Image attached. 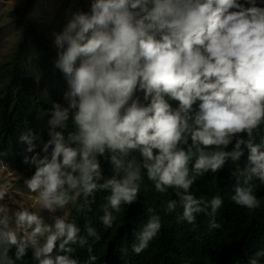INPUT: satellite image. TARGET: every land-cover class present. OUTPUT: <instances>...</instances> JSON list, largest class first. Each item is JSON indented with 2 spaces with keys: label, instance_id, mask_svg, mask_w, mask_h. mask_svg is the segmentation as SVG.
Wrapping results in <instances>:
<instances>
[{
  "label": "clouds",
  "instance_id": "1",
  "mask_svg": "<svg viewBox=\"0 0 264 264\" xmlns=\"http://www.w3.org/2000/svg\"><path fill=\"white\" fill-rule=\"evenodd\" d=\"M53 36L63 103L47 111V140L32 129L19 138L32 154L23 163L35 168L25 186L52 222L22 207L11 221L0 209V264L29 252L35 264H80L77 244L95 262L81 229L56 213L81 196L91 210L95 194L106 191L100 219L111 228L114 213L137 201L145 171L158 192L174 191L168 212L182 208L189 224L205 212L218 229L221 196L205 201L190 189L246 154L232 173L231 199L250 211L261 206L252 181L264 182V137L254 136L264 126V0H92L89 12L71 13ZM102 158L113 165L111 178ZM6 196L0 186V201ZM148 211L136 254L162 227ZM86 231L99 241L94 227ZM246 264H264V248Z\"/></svg>",
  "mask_w": 264,
  "mask_h": 264
},
{
  "label": "trees",
  "instance_id": "2",
  "mask_svg": "<svg viewBox=\"0 0 264 264\" xmlns=\"http://www.w3.org/2000/svg\"><path fill=\"white\" fill-rule=\"evenodd\" d=\"M91 2L63 0L56 10L41 8V11L39 0H25L24 10L9 14L14 19V27L18 28L11 55L0 60V162L14 166L26 178L35 168L23 163L24 156L32 154L26 153V145L19 138L29 129L44 140L49 138L47 111L52 101L63 103L62 96L67 87L62 73L54 67L53 33L62 31L71 13L77 10L89 12ZM45 20L49 26L43 24ZM55 20V27H52L51 21ZM3 27L0 25V42L7 36ZM254 136L259 143L264 137V126L257 129ZM101 163L104 178H111L113 165L103 158ZM245 164L246 154L235 164L226 163L218 173L198 177L190 189L192 194L205 201L221 196L223 205L215 217L221 225L218 229H210L211 217L205 212L197 214L192 224L180 219L182 208L168 212L167 202L176 199L174 191L158 192L146 171L137 201L131 206L122 205L121 211L114 213L117 218L111 228H105L100 219L108 192L95 194L91 210L84 204L82 196L77 197L80 211L74 223L81 229L80 235L87 237L91 254L97 257L91 264H246L250 255L264 248V182L257 178L252 181L254 194L261 201L258 209L250 211L236 205L231 199L236 183L232 173ZM149 208L160 216L162 227L149 247L136 254L133 245L138 243L139 232L153 214L149 213ZM210 211L209 207L207 212ZM89 226L96 229L99 241L87 236ZM74 247L73 256L80 264H89L88 246L77 244ZM14 254L13 248L9 255L15 259ZM16 264H35V261L29 252Z\"/></svg>",
  "mask_w": 264,
  "mask_h": 264
},
{
  "label": "rangeland",
  "instance_id": "3",
  "mask_svg": "<svg viewBox=\"0 0 264 264\" xmlns=\"http://www.w3.org/2000/svg\"><path fill=\"white\" fill-rule=\"evenodd\" d=\"M61 1L63 0H39L41 5H39L40 8L38 9L56 10L59 8ZM25 7V0H0V25L4 26V32L7 33V36L0 42V60L11 55L17 37L16 31L18 27H14V19L9 14L22 11ZM41 11L38 14H41ZM40 17L42 18V16ZM55 22L57 21H51L52 27H55ZM43 24L50 25L46 20L43 21ZM25 179L26 177L17 168L0 162V186H5L8 189V196L0 201V209L3 210V214L7 215L11 221L15 219L13 214L22 207L42 215L47 223H51V216L40 209L36 201V194L31 193L27 189L24 183ZM79 211L80 207L78 206L76 197L63 209L58 210L56 215L63 216L68 222L74 223Z\"/></svg>",
  "mask_w": 264,
  "mask_h": 264
}]
</instances>
